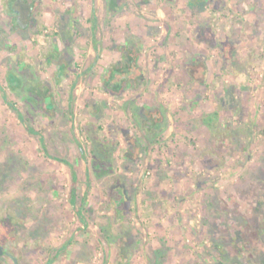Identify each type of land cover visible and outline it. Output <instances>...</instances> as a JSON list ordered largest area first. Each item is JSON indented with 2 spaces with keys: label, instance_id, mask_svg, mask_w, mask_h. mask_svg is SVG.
Returning a JSON list of instances; mask_svg holds the SVG:
<instances>
[{
  "label": "rangeland",
  "instance_id": "1",
  "mask_svg": "<svg viewBox=\"0 0 264 264\" xmlns=\"http://www.w3.org/2000/svg\"><path fill=\"white\" fill-rule=\"evenodd\" d=\"M229 1L224 14L202 15L205 27L212 22L204 38L215 45L226 38L228 52L204 47L207 59L194 66L176 45L187 37L177 33L176 9L160 19L165 0H129L138 17L132 27L148 32L137 62L120 61L116 70L128 77L144 72L150 90L166 86L162 73L181 75L190 66L203 74L207 66L215 77L199 85L213 111L212 133L198 128L201 119L191 112L177 120L186 80L175 77L168 128L124 119L129 132L112 136L107 114L101 133L105 138L107 130L112 150L101 153L82 103L72 100L67 111V95L57 93L60 82L67 89L79 84L90 32L80 27L73 36L67 29L65 0H0V264H264V0ZM62 45L71 59L65 68L55 62ZM110 45L97 59V74L117 58ZM15 75L19 84L10 81ZM93 93L112 111L123 104L98 87ZM153 95L158 104L167 100ZM54 99L56 111L46 108ZM100 163L108 174H100Z\"/></svg>",
  "mask_w": 264,
  "mask_h": 264
},
{
  "label": "crops",
  "instance_id": "2",
  "mask_svg": "<svg viewBox=\"0 0 264 264\" xmlns=\"http://www.w3.org/2000/svg\"><path fill=\"white\" fill-rule=\"evenodd\" d=\"M65 1L67 2V5L69 7V17L65 21L67 29L71 31L73 36L76 34L75 32H77L80 27L81 29H86L90 32L93 40L88 46H86V50H88V56L86 58L87 68L85 69V71H77L76 73V77L80 79L79 84H71V86H69L67 89L66 86H63L64 83L62 84L60 82L58 84L57 93L64 91V93L67 95L66 100H64V105L67 107V111L73 104L70 103L72 100L82 103L83 108L86 110V118L87 120H89L86 124L87 132L91 138L92 143H94L98 151H101V153H105L112 150L111 142L108 138L109 135H107V130H104L105 136L107 137L102 138L103 134L101 133L103 132L101 123L103 122L104 117H108L107 114H112L114 118V120L113 118L111 119V125L115 126L116 131L114 130L112 132V136L116 135V133L129 132L128 124H123L124 119L133 120L138 123L144 122L147 126H153L154 128H156L157 124L163 123L165 124L163 128L166 130L168 128V125L165 122H169L170 124L171 120L170 113L167 112V108L170 109L169 99L167 97L170 92V86L168 84H171V80L175 77L186 80L185 87L184 85H182V106L175 109V116L176 118L179 117L177 118V120L180 119V121L182 122L186 121L187 117L185 115H188L187 112H191L196 120L197 117L198 119H201L198 123H196V125L198 124L199 126L198 128L203 127L207 129L206 131L212 133L210 129L212 125L211 119L213 118V111L211 112V110H209L208 107L205 106L206 93L203 92V89L200 88V85H207V83H210L209 80L215 77V73H212V71L209 70L207 66L201 67L203 74H201V72L198 73L199 71H196L194 69H192L191 71V67L189 66V64V67H187L189 68V70H187L185 74L183 73V70L181 75L179 73L176 74L175 72H165L164 74L162 73L161 77H166V86L160 88L154 87L153 89L150 88V90H147L148 88L146 87V76L144 72L139 71L136 77L135 75H131L130 77H128L124 76L126 75L124 72H120L115 68V65L118 62L121 63L120 61H124V63L127 64H134V62H137L139 51H141V48L146 42L145 36L148 30L142 31L143 29L141 28L136 29L137 27H132L133 21H135V19H137L138 17H136L137 14L133 12L134 10H132L129 0ZM143 2L144 4H147L149 0H143ZM209 2H214L216 6H214V8H212V6H208L207 4ZM230 4L231 1L229 0H165V2L163 3V9L159 10V15L157 17L163 19L165 13L166 15H168L167 11L169 12L170 10V12L174 13L176 9L175 13L177 14L174 18V22L177 26V33L184 32L185 34H182V38L183 35L187 36L186 38H183V40H179L176 45L178 49H182V53L186 57H188L189 62L193 63L195 66L197 64L200 65L207 59V56L204 54V52H202L204 47H206L207 49L209 48L210 50L218 51V53L221 55L223 54V52L225 54L228 52L222 47V44L225 42L226 38H223L224 40L218 42V44L216 43V45L215 42L211 40V37L204 38V31H211L210 26L212 25V22L210 23L211 25L209 27H205L206 21L202 20V15L208 16L209 14H212V9H214L215 11L217 9V12L220 16L221 14H224L222 10H224L225 8L227 9ZM241 7L243 9L241 11L244 12L245 7ZM163 11L165 13H163ZM142 18L144 19L143 23H145L146 17ZM97 30L99 34L102 32L104 38H107L105 37L106 32L108 34H111L114 37V42H109L104 38L99 39L98 34L97 36H95V32ZM230 31L232 30H229V35H231ZM224 33H226V30ZM111 43L112 47L116 45V50H114L113 48V51H111L116 55L117 58H115L113 64H111L110 67L105 70V73L102 72L101 74H97L98 72L95 70L96 65L98 64L97 59L99 58L101 52H106V47L111 46ZM65 45H62L61 48L56 47L57 52L55 54V62L60 66L62 65L63 68H65L66 64L71 65V59L68 57V55L62 53L64 47H67ZM73 46L74 45H72V47ZM170 51L172 53L173 50ZM167 53L168 55H170V52H164L162 56L167 57ZM90 60H93V62L90 63ZM63 68L59 67V71L61 72ZM65 77H68L67 70L60 78L64 79ZM97 78H99V84L95 83V79ZM101 79H107V84L103 85L100 82ZM124 79L125 82L129 83V85L122 86L121 81ZM10 81L14 84H19L20 79L15 75L12 76ZM179 82L182 83V80H179ZM95 87H98L100 90L107 92L114 98H119L123 104H121L116 109L117 111H112L105 98L98 99L93 93V89ZM222 90L224 91V93H226L227 91L226 88L223 87ZM155 91H158L162 96L166 95L167 100L161 98V102L158 104V102L156 101V96L153 95ZM171 93L174 92L172 91ZM213 94L217 95L216 90H214ZM138 95H140L141 98L142 96H145L144 104L138 102ZM46 108L56 111L58 109V103L56 99L49 101L46 104ZM203 112L208 113V116L204 118L202 116ZM183 114L185 117L183 116ZM120 115L122 117H120ZM116 119L118 120L117 122ZM111 125L110 128L112 127ZM170 128H172V125H169V130ZM151 130L154 131L153 129ZM129 136L132 141H136V138L133 134H129ZM126 151L131 152L129 149ZM98 170L102 175L108 174L110 172L108 170V167L105 166L104 163L99 164ZM113 187V189L117 191L118 194H124L125 189L123 188L122 184L118 183V186L116 188L115 183ZM114 202H116V199L114 200ZM114 233H116V229L114 230ZM113 246L115 247L116 243H114Z\"/></svg>",
  "mask_w": 264,
  "mask_h": 264
},
{
  "label": "flooded vegetation",
  "instance_id": "3",
  "mask_svg": "<svg viewBox=\"0 0 264 264\" xmlns=\"http://www.w3.org/2000/svg\"><path fill=\"white\" fill-rule=\"evenodd\" d=\"M0 254H3V251H0ZM10 257H11V255H10ZM14 262H15V264H18V261L16 259H14Z\"/></svg>",
  "mask_w": 264,
  "mask_h": 264
},
{
  "label": "trees",
  "instance_id": "4",
  "mask_svg": "<svg viewBox=\"0 0 264 264\" xmlns=\"http://www.w3.org/2000/svg\"><path fill=\"white\" fill-rule=\"evenodd\" d=\"M117 87V86H116ZM75 196V195H74ZM73 200H75V197H74V199ZM80 212V211H79Z\"/></svg>",
  "mask_w": 264,
  "mask_h": 264
}]
</instances>
